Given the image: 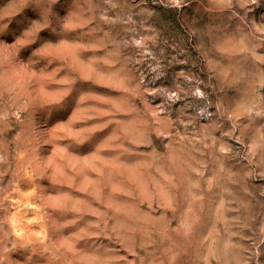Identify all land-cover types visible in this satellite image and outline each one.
<instances>
[{"label": "rangeland", "instance_id": "obj_1", "mask_svg": "<svg viewBox=\"0 0 264 264\" xmlns=\"http://www.w3.org/2000/svg\"><path fill=\"white\" fill-rule=\"evenodd\" d=\"M0 264H264V0H0Z\"/></svg>", "mask_w": 264, "mask_h": 264}]
</instances>
